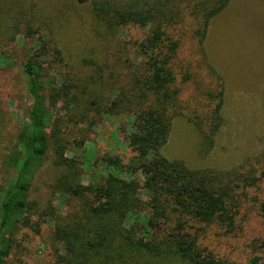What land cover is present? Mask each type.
Instances as JSON below:
<instances>
[{"label": "rangeland", "instance_id": "1", "mask_svg": "<svg viewBox=\"0 0 264 264\" xmlns=\"http://www.w3.org/2000/svg\"><path fill=\"white\" fill-rule=\"evenodd\" d=\"M153 1L0 0V203L12 178L2 164L13 154L32 104L22 65L40 39L61 53V59L51 53L52 67H46L51 80L74 86L80 110L95 102L88 114L94 125L87 127L78 120L69 127L67 156L83 162L82 182L90 184L108 176L111 170L100 162L105 154L130 163L134 156L128 144L132 115L106 116L102 109L119 92L130 98L136 93L135 79L149 59L140 45L151 35L152 27L118 25L112 15V21L99 19L95 4L105 8L110 4L116 10ZM188 3L191 0H172L170 6L180 8L179 18L164 28L166 39L180 44L171 64L180 115L173 119L162 155L193 170L237 175L239 212L234 231L227 232L217 224H197L190 232L199 231V245L217 258L247 264L261 257L259 264H264V0H231L209 21L204 37L202 12L194 15L192 9H186ZM221 90L222 124L209 149L198 124L204 130L212 124ZM59 112L68 116L60 108ZM52 154L37 170L30 198L41 210L53 207L65 217L75 203L65 205V198L53 191L62 169L54 164ZM121 177L129 179L126 174ZM134 179L139 185L144 182L141 173ZM54 229L52 219H44L38 231L22 229L21 247L9 264H20L19 260L56 264ZM172 264L188 263L173 260Z\"/></svg>", "mask_w": 264, "mask_h": 264}, {"label": "trees", "instance_id": "2", "mask_svg": "<svg viewBox=\"0 0 264 264\" xmlns=\"http://www.w3.org/2000/svg\"><path fill=\"white\" fill-rule=\"evenodd\" d=\"M230 2L191 0L186 9H192L196 16L202 12L204 37L209 21ZM170 4L172 0H154L116 10L110 4L108 8L95 4L99 19L114 18L118 25L151 26L152 31L140 45L149 59L135 79L136 93L130 98L119 92L102 109L106 116L132 115L128 144L134 156L125 164L119 156L105 154L100 162L111 172L94 183L82 182L83 162L67 154L70 125L78 120L87 127L94 125L88 114L95 102L86 103L80 110L82 104L72 92L74 86L51 80L46 72V67L53 64L51 53L56 59H61V53L50 48L45 39L37 41L36 51L22 65L32 100L28 123L18 134L13 154L2 164L12 178L0 203V264H9L21 247V230L38 231L44 219L55 222L56 264H172L173 260L239 264L215 257L199 245V231L190 232L197 224H217L227 232L234 231L239 212L237 175L193 170L182 161H170L162 155L173 119L180 115L179 91L173 86L171 68L180 44L166 39L164 30L179 18L180 8ZM223 94L221 90L209 128L204 130L198 124L209 149L222 124ZM59 108L68 116H60ZM50 154L62 169L53 185L54 193L65 198V205L75 203L65 217L53 207L41 210L39 203L30 198L35 174ZM138 173L144 176L142 185L134 179ZM122 174L129 179L122 178ZM261 260L254 257L247 264H259Z\"/></svg>", "mask_w": 264, "mask_h": 264}]
</instances>
